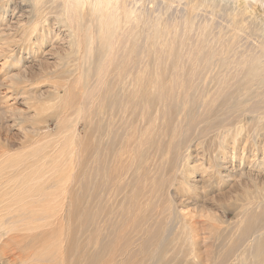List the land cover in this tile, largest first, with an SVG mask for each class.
Masks as SVG:
<instances>
[{
    "label": "bare ground",
    "instance_id": "6f19581e",
    "mask_svg": "<svg viewBox=\"0 0 264 264\" xmlns=\"http://www.w3.org/2000/svg\"><path fill=\"white\" fill-rule=\"evenodd\" d=\"M27 1L0 0V15L4 17L9 10L13 14ZM30 1L34 21L31 28H27H30L28 36L35 37L34 42L40 47L45 46L48 40L51 41L50 30L45 25L48 24L47 15L53 12L57 18L56 24L63 23L64 27L71 30L69 49L65 53L71 55L64 57L77 64L86 59L87 63L93 52L94 61L91 65L94 69L90 70L99 88L91 99L88 96L86 98L90 111L87 123H99L100 131L94 138H99L100 145L93 143L96 149L95 152L93 148L89 151L91 157L88 156L87 170H84L83 177H74L68 169L48 171L50 169L41 157L22 158L21 148L12 156L0 150V260L3 264H87V260H83L88 246H83L85 249H81V246L91 231L96 235L92 239L95 246L91 255L94 256H86V259H90L88 264H102L103 238L99 235L105 233V237L108 235L112 238L117 227L112 228L111 217L118 218L120 214L109 216V206H105L106 215L103 206H97L94 202L101 196L95 195L98 192L94 186H90L88 179L90 174L95 177L97 169L94 166L101 162V152L104 159L101 165L103 177L96 180H104V187L98 189L106 191L112 187L117 195L126 192L135 184L137 175H142L140 172L149 170L151 165L154 168L156 165L159 170L165 169L168 163L175 170L184 161L182 159H187L183 156L184 145L192 139H210L218 149L211 146L213 151L220 153L218 158H226L221 159V163L225 161V164L237 165L241 169L255 168V172L264 170V154L258 162L250 160V154L264 153V142L257 143L254 138L257 134L264 137V0ZM86 11L89 15L88 24ZM29 44L23 45L22 50L30 49ZM126 78L129 79L127 83L124 82ZM79 82L73 86L76 87ZM74 93L77 94V91ZM74 95L70 91L68 95L65 93L58 97L64 96L66 100L69 96L71 100ZM151 109L156 111L152 113L157 115L156 119L161 113L166 119L165 125L159 123L163 128L161 132L157 130L158 127H154L155 121L150 120ZM79 111L82 112L81 109ZM146 114L150 115L148 122ZM16 121L19 126L22 125L20 114ZM135 131L141 136L133 138ZM127 139L137 141L130 152L126 148ZM123 148L126 150H121ZM98 150H101L100 155ZM126 151L129 154L124 156ZM212 165L215 167L219 163ZM40 166L46 170L38 169ZM98 172L102 173L100 170ZM149 174L151 176V172ZM161 174L165 176L163 172ZM215 174L212 173V177ZM144 185L138 187H142L145 196L150 190ZM143 186L146 192H143ZM162 186L156 191H161ZM248 190L244 191L243 198L239 195L242 198L241 204L234 209L236 216L239 215V223L244 222L242 231H239L240 234L230 247L220 253L217 264H264V231L256 233L255 230L256 227L262 229L264 226V195L258 193L256 196ZM126 194L124 196H128ZM140 200H137V204ZM115 205L114 209H119L121 213L116 202ZM132 213L130 215L133 216ZM160 214L165 219L163 225L152 233L163 235L153 249V257L146 263L180 262L184 257L180 252L186 242L184 240L181 243L178 236L179 233L187 235L188 227L173 212L171 205H167ZM174 219V223L179 222L180 225L177 226L179 230L172 234L171 223ZM171 234L172 238L169 237ZM81 236L84 238L83 244H77L76 238ZM72 245H78L74 249L81 252L76 255V259L74 256L71 258ZM237 247H240L241 252L236 255L234 262H230L229 254ZM164 250L172 251L166 259L161 255ZM228 255V259H225ZM191 261L196 264L193 259Z\"/></svg>",
    "mask_w": 264,
    "mask_h": 264
},
{
    "label": "rangeland",
    "instance_id": "374dc122",
    "mask_svg": "<svg viewBox=\"0 0 264 264\" xmlns=\"http://www.w3.org/2000/svg\"><path fill=\"white\" fill-rule=\"evenodd\" d=\"M20 2H22V0H20ZM31 10V1L28 0L25 5H20V7L15 10L16 13L14 12L11 14V10H9L4 14V17L0 15V29L2 30H0V38H2V40L0 39V150L3 149L6 155L12 156L16 154V152H18V150L21 148L22 158H25V156H29L31 158L41 157V159L44 160L46 165L49 167L48 169L50 170L48 171L53 169H56L57 171L68 169L72 171L74 177H77V175L79 177H83V173H85L84 170H87V160L88 156L91 157L89 154L92 148L94 151L96 146L100 145L99 138H94L97 136V134H99V123L95 125L94 123H87L88 117L90 115V111H88L89 101L87 99L88 97L91 99L95 92L97 93L99 88V85H95V75L92 70H90L94 69V66L91 65L94 61V58L92 57L93 52L91 51L92 55H90V62L88 61L87 63L85 62L86 59L81 61L80 64H77L78 62L76 63V61L71 62V60H67L64 56L68 57L71 55L65 54L69 49L70 40L68 42V39L71 37V30L67 27H64L63 23H59L57 25V18L53 12L47 15L48 24L45 25L47 29L49 28L48 31L50 30V36L52 37L51 41L49 42L48 40L45 46L43 45L40 47L36 42H34L35 37L28 36V30L31 28L34 21V17H32L33 12ZM21 14H23V16ZM85 16L86 23L88 24L89 15L87 11ZM28 27L30 28L27 29ZM25 32L27 33L25 34ZM23 33L26 36H24ZM29 37L30 39H28ZM23 42H25V44H23ZM26 44L31 45L28 47L30 49L22 50V47L24 48ZM62 57H64V59ZM84 65L88 67L86 68ZM77 81L79 82L80 87L79 84L76 87L73 86L77 83ZM128 81V78L124 79L125 83ZM88 84L91 86L89 87ZM84 86L86 90L83 88ZM58 88L59 90H57ZM69 88H71V90H69ZM70 91H72L73 95L75 94L73 99H71L72 101L70 100L69 96L68 98L66 97V100L64 96L63 98L58 97L65 95V93L68 95ZM76 91L77 94L74 93ZM85 91H87V94L84 96L83 93ZM81 92L83 93L80 94ZM78 96L81 97L78 98ZM64 100L65 102H63ZM96 101L97 100H95V102ZM71 103L75 106L72 107L73 105ZM66 104L69 106H66ZM77 105L79 109H77ZM67 107L69 108L67 109ZM62 108L63 110L61 111ZM80 109L82 112L79 111ZM152 109H154V107ZM95 110H97V107ZM150 112L149 113L152 115V113H155L156 111L154 110L153 112L152 110ZM19 114L22 117L21 126H19L16 121V117ZM162 114L163 113H161V116ZM148 115L146 114V119L150 118V115ZM153 115L150 120L155 121L154 127H158V129H156L161 132L163 130L161 124L166 123V119H164L163 116L161 117L160 114L157 119V115ZM97 120L98 119H96V121ZM61 121L62 124L60 123ZM148 121L149 119H147L146 122ZM156 124L159 125L157 126ZM142 125L144 124L142 123ZM94 126H97V130L94 128ZM138 135L141 136L135 131L133 133V138L137 137ZM129 137L132 138V135L129 134ZM254 138L257 143L262 144V142H264V137L259 136L258 134L255 135ZM127 140V146H125L128 149L127 151L130 152V150L132 151V149L135 147L137 141L135 139ZM202 140H205V142H202ZM94 142L96 146L93 145ZM203 143L205 144L203 145ZM212 144L213 142L208 138L200 140H188V142L184 145L183 156L184 158H187L182 159L184 160V164H182V161L181 163L179 162V167L177 166L178 168L176 167L175 170L171 169L168 163L165 165V169L162 168L159 170L156 168V165V170H154V166L151 165V170L145 169L140 172L142 175H137V177H139L138 179L136 177L134 182L136 185L133 184L128 190H126V192H121L120 195H117L113 191L112 187L106 191L105 189H98L99 187H104V180L98 181L103 177V171H101L103 168L101 169V167L103 166L102 162H104V159L102 158L103 154L101 150H98L99 155L101 152V157L98 154L97 157H100L102 160L100 162L101 164L97 162V164L95 163L94 167L98 171L100 170L102 173H99L97 170L96 172L98 173L93 171L95 173V177L93 175L91 176V174H88L90 178L92 177L91 180L87 175L89 178L88 181L91 182L90 186H94V188H96L95 191L98 192L95 195L98 196L99 194V196H101L94 202L97 204V206H103V210L106 215L107 209H105V206H109V216L120 214V216H117L118 218L111 217L112 220H119L118 222L117 220H114L115 222H112V220L110 221L111 226L113 223L112 228L115 229L117 227L115 229V235H113L112 238L108 235L105 237V233L103 235H99L101 236V239L105 238V241L103 239L101 240L103 243V251L101 253L102 264H145L147 261L149 262V258L153 257L154 247L156 248L161 236L163 235L162 234L160 236L161 233L152 232H155L156 228L159 229L163 225L165 219L163 214L160 213L163 211V209H166L167 205H171L173 212H176V215L188 227L187 235H189L187 236L185 234L183 236L179 233L178 237L180 238V242L183 243L184 240L186 242L185 247L182 248L180 252L182 257H184L180 259V262L174 261L173 264H194L191 259H193L196 264L218 263L217 261L218 257H220V253L229 248L233 240L238 234H240L239 231H242L244 222L242 224L239 223V215L236 216V210L234 209L236 205L239 206L241 204L244 191L246 189H251L247 192L250 194H255L256 196L258 193H261V196L264 195V192H262L264 191V170L255 172V170H257L255 168L243 167L241 169L237 167V165H231L230 163L225 164V161H222L224 163L223 166L221 159L224 158L225 160L226 158L225 156H222L221 159L218 158L220 153L216 154L218 149L214 144V146ZM240 145L242 146L243 142H241ZM211 146L217 150L213 151L214 149H212ZM124 149L125 148L121 150L124 151ZM93 151L91 154L95 152ZM127 151L125 152L124 156L129 154ZM139 152L140 151H138L137 154ZM130 154H132V152ZM263 154L264 153L261 154V152H256L254 155L250 154V160H252V162H258L260 161V158ZM252 157L256 160H254ZM100 158H97L96 160L99 159L100 161ZM215 163H219V165L213 167L212 164ZM120 166L123 168V165ZM38 169H42V166L38 167ZM42 170H46V168L43 166ZM205 170L208 171L206 172ZM160 171L163 172L165 176L162 175ZM150 172L151 176L149 174ZM153 172H155V175ZM214 172H216V174L214 177H212L211 174ZM142 176L144 177L142 178ZM96 178L98 180H96ZM146 178H152L153 180H148ZM147 181H149V183H146ZM151 181L152 183H150ZM98 182H100L101 185L99 184L97 187ZM140 182L141 184L143 183L142 185L146 184L147 186H144L150 190V192L146 194L147 189H145L143 186V190H146L143 191L146 192L145 196L144 193L142 194V187L139 188L142 186ZM149 185L151 186L150 188L148 187ZM136 186L139 187L137 188ZM160 186H162L161 191H156L160 188ZM124 194L128 196H124ZM149 194L152 198L147 197ZM239 195L242 198H240ZM137 197L142 198L143 200H140ZM238 198H240V200H238ZM137 200H140L138 201V204ZM115 202L118 207L121 208V213L118 212V207V210H115ZM161 205H163V207ZM229 205H231L232 208ZM122 206H124V208ZM125 207L127 211L123 213L122 211L126 210ZM136 207L137 209H135ZM130 209H133V211L131 210L130 212ZM135 211L138 212V214H135ZM131 213L133 216L130 215ZM105 214L104 218L106 219ZM136 215L138 216L135 217ZM172 222V234H174L177 230H179V227L177 228V226H179L180 223H174L175 219ZM159 223L160 225H158ZM255 230H257L256 233H261L264 231V226H262V229L256 227ZM172 234L169 235L170 238L173 237ZM95 237L96 235L93 234L92 231L89 232V236L84 241V244V238L82 236L76 238L77 244H83L81 246L82 248L79 247V249H85V245L88 246L84 255L85 257L83 256L85 258H83V262L87 260L85 261L87 264L89 263L88 260L90 259L86 258L94 256L91 255V253L93 254L94 252L93 247L95 245L93 244L92 239ZM114 237L116 240L113 239ZM79 238L82 239L80 240ZM250 238H252V236H250ZM111 243H115V245H112ZM225 243L227 245H224ZM77 247L78 245H75L74 247L72 245V247H70V250L74 251H72L73 254L71 258L74 256L76 259V255L81 253L80 250L76 252V249L74 248ZM190 248H192V250H190ZM239 248L240 247L235 249L232 248L234 251L232 250V252L229 254L231 257L228 255L225 259H228L229 257V261L234 262L236 255L240 254L241 252ZM171 253V250H164L161 255H163L166 259ZM153 261H155V258ZM92 263H94V261H92ZM0 264H3L1 260ZM151 264L154 263L151 262ZM155 264H157L156 261Z\"/></svg>",
    "mask_w": 264,
    "mask_h": 264
}]
</instances>
